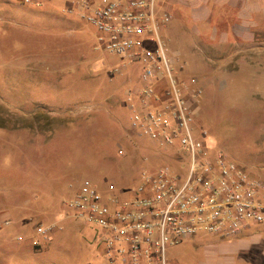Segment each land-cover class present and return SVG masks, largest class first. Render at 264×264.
I'll list each match as a JSON object with an SVG mask.
<instances>
[{"label":"rangeland","instance_id":"374dc122","mask_svg":"<svg viewBox=\"0 0 264 264\" xmlns=\"http://www.w3.org/2000/svg\"><path fill=\"white\" fill-rule=\"evenodd\" d=\"M69 6L0 0V264H107L99 229L66 202L85 179L104 196L128 197L140 173L162 163L130 118L140 64L97 49L96 31ZM252 19L250 47L196 36L191 14L181 26L172 16L160 35L180 76L203 89L195 137L264 179V17ZM40 225L52 227L47 236ZM251 232L264 238V223H250L242 237ZM236 238L198 234L167 248L166 258L264 264V243L237 252Z\"/></svg>","mask_w":264,"mask_h":264},{"label":"built area","instance_id":"2783aa9c","mask_svg":"<svg viewBox=\"0 0 264 264\" xmlns=\"http://www.w3.org/2000/svg\"><path fill=\"white\" fill-rule=\"evenodd\" d=\"M68 11L94 28L97 49L140 64L130 118L162 161L140 173L128 197L104 196L85 179L66 202L76 219L99 229L107 264H168L167 248L186 239L208 233L229 240L264 223V180L195 137L203 89L197 78L180 76L160 35L172 20L166 0H75ZM50 228L37 231L47 236Z\"/></svg>","mask_w":264,"mask_h":264},{"label":"crops","instance_id":"0c3cea01","mask_svg":"<svg viewBox=\"0 0 264 264\" xmlns=\"http://www.w3.org/2000/svg\"><path fill=\"white\" fill-rule=\"evenodd\" d=\"M74 1L63 0L65 5ZM169 8L173 18L180 19V26L187 15L191 14L192 28L198 37L207 32L212 39L219 35L223 39H221L223 44L248 45V47L256 42V38L251 36V28H258L256 21L252 19V14H261L264 17V0H171ZM199 43L196 41V44ZM247 59L251 61L250 54L247 55ZM242 233L231 245L237 252L250 247L252 251L264 243L261 234L251 232V236L242 237Z\"/></svg>","mask_w":264,"mask_h":264}]
</instances>
